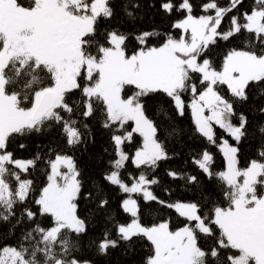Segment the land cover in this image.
Instances as JSON below:
<instances>
[{
  "label": "snow or ice",
  "instance_id": "snow-or-ice-1",
  "mask_svg": "<svg viewBox=\"0 0 264 264\" xmlns=\"http://www.w3.org/2000/svg\"><path fill=\"white\" fill-rule=\"evenodd\" d=\"M241 3L231 0L228 7H219L210 0L201 6L205 14L195 16L190 0H181L178 6L173 0H161L166 14L183 10L186 15L172 24L181 30L179 36L169 33L161 43H152V38L161 36L156 30L99 31L101 21L115 15L112 0H0V223L15 218L10 231L28 225L15 244H0V264H93L75 254L88 233L78 201L86 195L94 199L97 212L105 211L110 205L109 185L127 194L119 206L131 219L124 223L109 218L111 227L89 241L99 254L137 238L150 245L144 264H264V145L258 158L239 166L238 145L248 135L249 120L235 110L237 101L249 99L250 86L264 95V0H253L251 11L241 14L242 21L233 15L229 29L218 31L223 17ZM140 7L139 0H123L121 10L135 20ZM209 10L214 15L207 14ZM242 31L249 34L245 48L229 51L222 70H216L205 58L206 50L217 37L228 40ZM130 37L136 42L131 52ZM193 74H199V86ZM218 85H226L233 100L225 98ZM76 90L81 93L78 104L69 99ZM189 92L191 101L186 105L183 97ZM159 93L170 98L177 115L191 109L194 133L223 154L226 166L219 171H213L214 156L206 149L192 163L221 187L226 207L213 203L204 211L200 201L160 200L149 188L160 181L143 171L130 185L122 179L121 170L129 160L138 169L155 172L161 161L172 159L158 136L159 125L149 115L148 100ZM97 109L105 117L102 126L112 133L115 158L94 191L84 193L74 157L57 152L46 161V183L33 198L34 181L22 174H30L42 156L15 158L7 150L10 140L60 127L67 146L75 148L83 143L82 129L89 125L80 124L74 115L87 120ZM259 112L264 113V107ZM216 126L235 144L224 137L217 143ZM177 132L171 128L169 135ZM258 132L264 138V123ZM137 135L140 144L130 156L123 146ZM167 176L201 183L198 175L175 170H167ZM133 193L142 194L145 202L175 209L186 223L176 230L167 221L145 226Z\"/></svg>",
  "mask_w": 264,
  "mask_h": 264
},
{
  "label": "trees",
  "instance_id": "trees-1",
  "mask_svg": "<svg viewBox=\"0 0 264 264\" xmlns=\"http://www.w3.org/2000/svg\"><path fill=\"white\" fill-rule=\"evenodd\" d=\"M123 0H112V5L115 8V15L111 20L101 21L99 31L104 33L109 29H119L121 32L131 34H138L142 31L156 30L161 33L160 37L152 38V43H161L166 34H173L179 36L181 30L174 29L172 24L177 20L183 18L186 13L181 10L179 12L173 10L171 14H166L161 8V0H139L141 5L136 13V19L131 20L125 16L121 10ZM178 6L181 0H173ZM210 0H190L193 4V15L199 16L205 14L201 6ZM219 7H228L231 0H215ZM253 0H242V3L237 5L235 9L228 12L222 19L221 26L218 28L219 32L227 31L230 27V20L233 15L242 21V13L244 11H251ZM214 15V10H209L207 13ZM249 39V34L241 32L230 37L228 40L216 38V43L209 46L206 50V57L212 62L216 70H219L223 65L225 55L232 49L245 48L246 40ZM255 42L254 40L252 41ZM136 42L130 37L128 41L129 52L135 47ZM194 75V82L199 86V74ZM83 83V82H82ZM218 90L227 99L233 100L226 85H218ZM199 90H203L200 88ZM249 99L246 102H236L235 110L237 115L244 113L249 120L248 135L238 145L239 166L241 168L247 166L252 158L257 157L258 149L264 145V138L258 132V126L264 123V113H260L259 109L264 107V95L260 94V90L255 86H250L248 89ZM185 104L191 101V93L184 94ZM71 102L79 103L81 100L80 91L76 90L69 94ZM30 107V104H25ZM149 115L152 116L159 125L158 136L166 144L169 155L172 159L168 161H161L159 167L152 172L143 167L136 168L131 161L126 162L125 169L121 170L122 179L128 184L133 182L134 177H138L143 171L149 178H156L160 181L157 185L149 186L150 190L160 199L169 203L176 201L190 202L200 201L203 204V210L208 211L213 203L222 206H227V201L224 200L221 187L217 182H209L205 175L192 163L193 157L203 150H208L214 156L213 171H219L225 168V160L223 154L215 145L210 144L205 138L200 137L199 134L194 133V124L192 122L191 109L186 108L185 115L179 116L176 114L170 98L163 93L154 95L148 100ZM163 109V113H161ZM80 124L87 123L89 128L85 131L83 143L75 148H69L66 144L65 138L62 136L60 127H54L51 130L45 131L42 134H32L28 137H13L8 144V151L14 153L15 158L30 159L39 153L42 159L37 162L34 169H30V174H22V178L32 179L34 181V191L32 197L38 195V190L46 183L45 172L48 169L46 161L54 159L55 154L66 153L72 155L77 162V165L82 173V180L84 183L83 191L86 194L88 191H94L96 184L100 182L103 174L110 168V160L115 158L114 145L111 141V131L102 126L104 121V114L101 109H97L94 115L85 120L79 114L74 117ZM234 122H237L234 119ZM130 130L131 124L128 125ZM171 128L178 130L176 135H169ZM217 143L219 138L229 140L230 143L235 144L222 129L215 127ZM140 137H134L133 142H126L124 151L130 156L133 155L135 149L140 144ZM20 144L26 147L20 148ZM51 149V151H50ZM167 170L179 171L181 174L188 173L198 175L200 184H187L185 180L176 179L167 176ZM109 190L106 195L110 197V205L105 211L97 212L95 201L89 200L82 196L78 201V212L86 218L88 223V233L80 241L79 251L75 254L82 258L90 259L93 264H144L147 255L150 254V245L144 239L134 238L131 244L120 242V244L110 249L108 254H99L94 246L89 245V241L98 239L101 234L111 227L109 218L115 217L121 222H129L131 217L124 213L120 208L122 198L126 195L121 193L115 186H108ZM167 189V191H166ZM263 191V189H261ZM133 197L138 201L141 212V222L147 226L159 222L167 221L170 223V228L177 229L182 227L186 220L180 217L175 209L167 208L155 201L145 202L142 194L133 193ZM202 198V199H201ZM31 204V202H29ZM34 207V205H32ZM20 209H17L19 215ZM47 224L46 218H41ZM15 223V218L10 223H0V244H15L17 239L21 236L22 231L28 226L27 222L21 225H16L13 230H9L11 224ZM115 231L112 236L115 238ZM201 244L204 239L201 238Z\"/></svg>",
  "mask_w": 264,
  "mask_h": 264
},
{
  "label": "rangeland",
  "instance_id": "rangeland-1",
  "mask_svg": "<svg viewBox=\"0 0 264 264\" xmlns=\"http://www.w3.org/2000/svg\"><path fill=\"white\" fill-rule=\"evenodd\" d=\"M182 19V18H181ZM222 67H223V65H222ZM222 67L218 70V71H220V70H222ZM136 150V149H135ZM135 152V151H134ZM134 154V153H133ZM225 166H226V161H225ZM127 183V182H126ZM132 183V182H131ZM131 183H129V185L131 184ZM262 192H264V189H263V191ZM124 198H127V194L122 198V199H124ZM132 198L133 199H135L134 197H133V195H132ZM180 202H183V201H180ZM160 223V222H159ZM156 224H158V223H156ZM147 226H151V225H147ZM173 230H176V229H173Z\"/></svg>",
  "mask_w": 264,
  "mask_h": 264
}]
</instances>
